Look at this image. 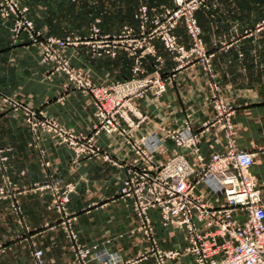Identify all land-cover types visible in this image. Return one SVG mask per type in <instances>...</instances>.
<instances>
[{
    "label": "crops",
    "instance_id": "crops-1",
    "mask_svg": "<svg viewBox=\"0 0 264 264\" xmlns=\"http://www.w3.org/2000/svg\"><path fill=\"white\" fill-rule=\"evenodd\" d=\"M18 1L29 9L42 38L39 44L26 35L15 40L12 22L0 17V149H6L8 158L0 168V188H6V193L0 194V264H37L34 253L38 250L43 251L46 264H73L61 218L49 210L51 194L43 189L48 185L75 187L68 209L84 246L117 253L137 264H157L158 260L151 241L137 231L141 221L132 202L119 193L129 172L144 165L126 140L102 132L94 136L95 144L112 162L104 156L74 162L73 151L56 140L46 138L37 144L23 113L4 103L5 98L17 100L76 134L94 135L93 97L42 63V42L47 38L77 40L64 55L97 86L160 76L166 82L164 93L151 90L144 99L133 102L135 113L147 120L140 123L128 113V123L124 122L133 138L155 135L161 142L156 161L182 155L194 164L190 150L177 148L165 133L182 131L190 116L205 158L226 151L231 144L254 156L251 175L264 199V29H259L264 22V0H205L196 13L205 48L212 56L214 77L199 62L179 69V63L158 40L153 41V53L139 51L133 56L122 49L116 58L98 56L84 43L92 38L94 28L111 38L123 35L126 28L139 35L141 8L149 10L150 28L152 21L175 7L174 0ZM175 34L190 48L184 23ZM137 62L141 73L135 74ZM211 82L220 86L224 102L234 107L231 118L216 121ZM196 191L211 207L225 201L205 185ZM13 204L21 208V215L12 210ZM235 216L244 221L247 215L237 212ZM150 218L158 248L178 253L164 264H195L194 256L185 253L186 231L164 226L156 210L150 212ZM200 231L205 233V228ZM145 254L147 259L140 260Z\"/></svg>",
    "mask_w": 264,
    "mask_h": 264
},
{
    "label": "built area",
    "instance_id": "built-area-1",
    "mask_svg": "<svg viewBox=\"0 0 264 264\" xmlns=\"http://www.w3.org/2000/svg\"><path fill=\"white\" fill-rule=\"evenodd\" d=\"M204 2L205 0H174L175 7L152 21L150 28H147L150 23L149 10L143 7L137 16L141 28L139 35L126 28L123 35L111 38L102 35L99 28H94L92 38L84 43L91 46L98 56L116 58L122 49L133 56L139 51L153 53V41L160 40L167 52L179 63V69L199 62L214 77L210 64L212 56L205 48L196 19V13ZM29 14V9L23 7L18 0H0V17L6 22H12L13 38L17 40L26 35L32 43L39 44L42 36ZM180 23H184L193 40L189 49L179 42L175 34ZM259 29H264V22ZM77 43L72 38L45 39L42 42V63L52 66L54 73L65 75L75 89L88 91L92 95L97 118L95 133L93 136L76 134L43 112L17 100L5 98L6 105L23 113L34 141L38 144L51 138L60 145L68 146L74 153V162L102 156L112 162L110 155L104 154L95 144L94 136L104 132L124 138L144 165L129 172L119 193L121 198L132 202L134 212L141 221L137 231L151 241V251L158 258L157 264H164L166 259L174 258L178 253H166L158 248L150 218L152 210L160 213L164 226L174 225L186 231L188 247L185 253L194 256L195 264H264V199L251 175L255 164L254 156L231 144L226 151L205 158L188 116L189 120L182 131L165 133L177 148L189 149L195 163H190L182 155L169 161H156L154 156L161 147L160 140L155 135L135 139L131 130L124 127V122L128 123V113L134 114L140 123L145 122L146 117L135 113L133 102L144 99L151 90L158 95L164 93L166 82L160 76H153L97 86L82 72L74 69L64 55L69 46ZM138 73H141L140 62H137L135 69V74ZM210 89L216 121L234 116L235 109L222 99L220 86L211 82ZM208 125L209 123L205 124L206 127ZM5 151L6 149H0V168L8 161ZM114 165L117 163L114 162ZM201 185L207 186L214 194L223 196L224 203L218 207L205 203L196 191ZM43 189L51 194L49 210L61 216V226L66 234L73 264H137V261H127L117 253L108 254L98 251L97 247L89 248L81 243L74 228L75 217L68 214L74 186L63 188L48 185ZM5 193L6 188L1 187L0 194ZM12 210L16 214H22L18 204H13ZM237 212H245L246 219L238 220L235 216ZM201 227L205 228L203 234ZM147 256L148 254L143 255L140 260H146ZM34 257L37 264H46L43 251H36Z\"/></svg>",
    "mask_w": 264,
    "mask_h": 264
},
{
    "label": "rangeland",
    "instance_id": "rangeland-1",
    "mask_svg": "<svg viewBox=\"0 0 264 264\" xmlns=\"http://www.w3.org/2000/svg\"><path fill=\"white\" fill-rule=\"evenodd\" d=\"M204 5H205V2H204ZM204 5H203V6H204ZM203 6H202V7H203ZM202 7H201V8H202ZM201 8H200V9H201ZM200 9H199V10H200ZM199 10H198V11H199ZM198 11H197V12H198ZM196 19H197V18H196ZM185 27H186V26H185ZM36 30H37V29H36ZM188 36H189V35H188ZM189 38H190V40H191V46H190V48H191L192 45H193V40H192V38H191L190 36H189ZM201 38H202V37H201ZM178 39H179V38H178ZM202 40H203V39H202ZM156 41H157V40H156ZM158 41H160V40H158ZM160 42H161V41H160ZM179 42H180V41H179ZM182 45H183V44H182ZM183 46H184V45H183ZM184 47H186V46H184ZM186 48H187V47H186ZM187 49H189V48H187ZM70 64H71V63H70ZM48 67H51V68H52V66H48ZM68 206H69V205H68ZM68 214H69V215H72V214L69 212V209H68ZM60 218H61V216H60ZM61 220H62V219H61Z\"/></svg>",
    "mask_w": 264,
    "mask_h": 264
}]
</instances>
